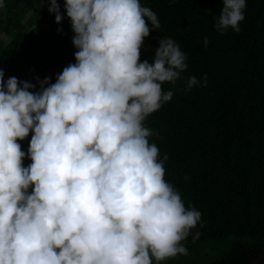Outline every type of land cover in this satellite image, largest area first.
Segmentation results:
<instances>
[{
  "label": "clouds",
  "instance_id": "1",
  "mask_svg": "<svg viewBox=\"0 0 264 264\" xmlns=\"http://www.w3.org/2000/svg\"><path fill=\"white\" fill-rule=\"evenodd\" d=\"M245 7L222 0L216 30L238 33ZM63 8L75 63L37 91L0 69V264H158L187 255L181 242L201 213L164 179L167 156L144 125L171 100L162 84L181 77L186 53L163 37L151 63L139 59L145 21L160 27L140 0H64ZM48 11L61 21L56 0ZM194 86L206 78L188 77L185 91ZM30 130L25 167L17 141Z\"/></svg>",
  "mask_w": 264,
  "mask_h": 264
},
{
  "label": "trees",
  "instance_id": "2",
  "mask_svg": "<svg viewBox=\"0 0 264 264\" xmlns=\"http://www.w3.org/2000/svg\"><path fill=\"white\" fill-rule=\"evenodd\" d=\"M50 0H3L0 8V69L4 80L54 83L75 63L74 33ZM160 27L144 38L139 59L152 62L161 38H172L186 53L187 68L173 84L172 98L146 117L150 143L165 155L164 179L201 220L181 243L187 255L158 264H252L264 254V0H246L240 31L220 33L214 25L222 0H140ZM207 38L208 44L204 46ZM207 86L185 91L188 77ZM47 85H45L46 87ZM32 132L21 141L23 166ZM31 192V186L28 189ZM199 231V238L192 233ZM154 264L157 262L154 261Z\"/></svg>",
  "mask_w": 264,
  "mask_h": 264
},
{
  "label": "flooded vegetation",
  "instance_id": "3",
  "mask_svg": "<svg viewBox=\"0 0 264 264\" xmlns=\"http://www.w3.org/2000/svg\"><path fill=\"white\" fill-rule=\"evenodd\" d=\"M256 262V263H254ZM252 264H264V254L257 260H254Z\"/></svg>",
  "mask_w": 264,
  "mask_h": 264
},
{
  "label": "rangeland",
  "instance_id": "4",
  "mask_svg": "<svg viewBox=\"0 0 264 264\" xmlns=\"http://www.w3.org/2000/svg\"><path fill=\"white\" fill-rule=\"evenodd\" d=\"M254 263H256V262H254Z\"/></svg>",
  "mask_w": 264,
  "mask_h": 264
}]
</instances>
